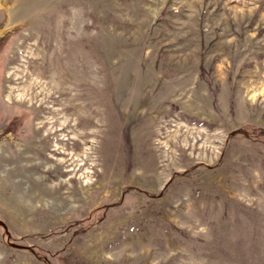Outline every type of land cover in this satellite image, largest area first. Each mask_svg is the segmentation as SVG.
I'll use <instances>...</instances> for the list:
<instances>
[{
	"label": "rangeland",
	"instance_id": "374dc122",
	"mask_svg": "<svg viewBox=\"0 0 264 264\" xmlns=\"http://www.w3.org/2000/svg\"><path fill=\"white\" fill-rule=\"evenodd\" d=\"M0 264H264V0H0Z\"/></svg>",
	"mask_w": 264,
	"mask_h": 264
}]
</instances>
